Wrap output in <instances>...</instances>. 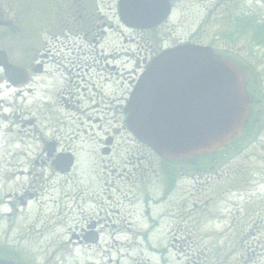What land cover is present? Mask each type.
<instances>
[{"label": "rangeland", "instance_id": "rangeland-1", "mask_svg": "<svg viewBox=\"0 0 264 264\" xmlns=\"http://www.w3.org/2000/svg\"><path fill=\"white\" fill-rule=\"evenodd\" d=\"M178 1L160 26L161 48L184 42L219 45L224 19L217 0ZM98 9L109 18L115 15V6ZM64 11L48 0L0 1V21L11 22L0 27V49L13 63L31 67L33 75L15 90L6 89L0 72V116H8L0 117V247L14 250L19 264H264L263 70L252 68L261 80L260 115L241 147L214 170L182 166L171 178L149 152L136 147L140 143L127 129L103 121L105 114L95 115L102 120L99 129L100 123L88 125L86 114L79 121L81 115L48 105L69 99L60 68H71V62L99 64L110 48L107 41L96 47L89 36L68 30L60 22ZM208 12L216 19H204ZM95 49L107 51L96 57ZM43 70L59 71L60 78ZM30 120L33 125L22 128ZM111 127L119 134H111ZM113 136L116 148L102 155ZM47 142L74 153L76 163L67 177L42 167ZM141 171L155 182L137 187ZM28 194L33 198L19 207L18 200ZM6 200L12 204L2 208ZM121 227L125 230L117 232ZM91 234L99 236L97 246L73 237Z\"/></svg>", "mask_w": 264, "mask_h": 264}, {"label": "flooded vegetation", "instance_id": "flooded-vegetation-1", "mask_svg": "<svg viewBox=\"0 0 264 264\" xmlns=\"http://www.w3.org/2000/svg\"><path fill=\"white\" fill-rule=\"evenodd\" d=\"M0 1L3 2L4 0ZM5 1L14 5H17L18 3V0ZM48 1L54 2L57 7L66 8V11H64L66 15L62 16L60 22L62 24L64 23L68 30L74 32L75 35L82 36L84 39L89 36L91 43L96 47L101 45L104 41H107L110 47L108 48L109 52L107 53V57L101 58V63L99 64H92L90 66L86 64L84 65L85 67H77L79 64L77 65L74 64V62H71L70 67L72 69L65 67L63 70H61L60 68V75H65L63 84L66 90H64L65 94H63L69 96V99L66 100V97H60L57 104L50 102L48 105H50L51 108L57 109L58 111L65 110L70 113H74L77 116L81 115L82 118H79V121L81 119H85V116L83 115L86 114L88 125H90V122L93 124H98L100 121H102L98 117H95L96 114H105V116L102 117L103 121L109 122L110 120L112 121V125L120 124L121 127L127 129V115L125 109L130 99L132 90L154 57L164 50L161 48L160 43V37L162 35V32H160V26L162 24L149 29L126 26L121 21L119 12L120 0ZM168 1L171 6V16L175 10V5H177L179 1ZM190 1L192 4H195L199 2L204 3L205 0ZM247 4L250 5V8L252 7V10L245 9V5ZM201 5L203 6L204 4ZM111 6H115V15L111 16L110 18L108 15H103V13H101L98 9L99 7L111 8ZM215 6L222 8L219 18L220 20L224 19L223 23H220V34L217 39L219 40V45L212 44L211 41L210 43H207V45H196L205 46L212 49L216 55L220 56L227 62H230L233 66H235L236 69L239 70L249 94L250 118L252 119V124L256 126L258 124L260 115L258 108L259 104L261 103V92L259 91L258 87L261 83V80H259L260 77L257 73L256 75L252 72V68L254 67L256 70L261 68L264 72V0H217V5ZM210 17L212 19H216L210 15V12L207 13V16L204 19H209ZM10 23L11 22L8 20L5 22L0 21V27H6ZM0 51L6 54L8 64L20 66L11 61L6 51L2 49H0ZM66 51H68V49H66ZM106 51L107 50L102 49L99 52L97 49H95V56L97 57L100 53L103 54ZM72 66H74L76 69V75L72 74L74 69ZM26 70L29 75L28 83H30L33 78L31 67L27 68ZM0 72L2 77H4L2 81L5 82L6 89H20L18 86H15L7 81L2 67H0ZM43 72L47 77L51 75H56V77H58L57 71L47 72L46 70H43ZM73 79L76 80L74 82H78V85L76 84L77 89L76 85L73 83ZM72 87H75L74 93L71 90ZM21 88H24V86ZM18 96L19 95L17 94V97ZM99 109H101V111H99ZM33 123L34 120L25 122L22 128H24L25 124L31 126ZM103 124L107 125L108 123ZM101 127L102 123H100L99 129H101ZM110 132L111 134L114 133L115 135L119 134V130H113L112 127ZM108 138V143L106 145L109 147L102 149V155L109 156L116 148L114 136ZM113 146L115 148H113ZM136 147L143 151L149 152L148 157L152 158L153 162H159L158 164L160 166L158 169L168 171V177L173 178L174 176V178H176L178 170L184 168L182 166L191 168L192 170L197 168L202 172L214 170L217 164L226 160L225 158L230 157L235 151L238 150V148L241 147V145H234V143L230 142L214 153L204 155L198 159L188 158L173 161H163L160 158L158 159L154 153H152L141 143L136 144ZM59 154H70L73 157V165L76 163L74 153L67 152L66 149L56 147V142L45 143V148L41 156L40 163L42 167L49 168L53 170L55 174L61 175L62 178H64L65 174L67 177V173L61 174L56 171L55 167L53 166V164L56 162V156ZM31 173L32 172H29L28 175ZM127 179L129 180L130 178L128 177ZM153 180L154 177H152V175H144L141 171L134 183H136V185L138 184L137 187H142L143 185H139V183H145L146 185L150 184V182H155V180ZM167 185L170 184H166V186ZM10 196L11 194H7L5 198ZM32 198L33 195L28 194L27 200L19 199V207H25ZM4 202L7 204V207L11 206L12 204L10 200H6ZM10 213L11 211L6 213V216H10ZM7 222L8 219L6 220V223ZM92 227H94V225ZM121 230H125V227H121L117 232H120ZM126 230L129 231V229ZM82 232L86 231L83 229ZM98 233H101V231ZM73 237L78 240L79 244H86L89 247L97 246L99 244V236L95 234L83 235L82 237L80 236L81 238L76 235ZM115 242L116 240L113 241V243ZM139 247L140 245H138V248ZM147 247L150 248V246ZM0 259L19 264L17 262L15 251L8 248L4 244L0 247Z\"/></svg>", "mask_w": 264, "mask_h": 264}, {"label": "water", "instance_id": "water-1", "mask_svg": "<svg viewBox=\"0 0 264 264\" xmlns=\"http://www.w3.org/2000/svg\"><path fill=\"white\" fill-rule=\"evenodd\" d=\"M168 0H120L126 26L149 29L169 16ZM7 81L27 84L26 69L8 64L0 51ZM249 96L238 69L210 48L183 44L156 56L134 86L127 103L126 127L132 136L166 161L212 154L244 127ZM61 174L73 166L70 154L53 164ZM0 264H15L0 259Z\"/></svg>", "mask_w": 264, "mask_h": 264}, {"label": "trees", "instance_id": "trees-1", "mask_svg": "<svg viewBox=\"0 0 264 264\" xmlns=\"http://www.w3.org/2000/svg\"><path fill=\"white\" fill-rule=\"evenodd\" d=\"M252 129H253V124H252V122H251V123L247 126V128H246V130L243 132V134H242L239 138L234 139V140L232 141V143H234V145H241V141L244 140V139L248 136V134L252 131Z\"/></svg>", "mask_w": 264, "mask_h": 264}, {"label": "bare ground", "instance_id": "bare-ground-1", "mask_svg": "<svg viewBox=\"0 0 264 264\" xmlns=\"http://www.w3.org/2000/svg\"><path fill=\"white\" fill-rule=\"evenodd\" d=\"M0 103H3V101H0ZM4 108H6L4 106ZM3 120H6L8 118V116H6L4 113L0 116ZM16 155V153H14L12 156L14 157ZM9 167H13L12 165H8ZM5 203V202H4ZM1 206L2 208H7V204L5 203ZM158 234V233H157ZM138 246V245H137ZM156 252V251H155ZM154 253V252H153ZM155 254V253H154Z\"/></svg>", "mask_w": 264, "mask_h": 264}]
</instances>
